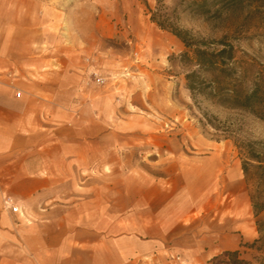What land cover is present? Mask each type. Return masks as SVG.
Returning a JSON list of instances; mask_svg holds the SVG:
<instances>
[{
	"label": "crops",
	"instance_id": "obj_1",
	"mask_svg": "<svg viewBox=\"0 0 264 264\" xmlns=\"http://www.w3.org/2000/svg\"><path fill=\"white\" fill-rule=\"evenodd\" d=\"M182 49L134 0H0V264H209L256 239L264 210L256 215L227 140H201L190 153L155 146L174 153L155 157L164 173L127 176L106 206L97 187L74 193L79 170L118 154L103 140L118 136L128 100L116 91L122 82L98 84L94 74L160 68Z\"/></svg>",
	"mask_w": 264,
	"mask_h": 264
},
{
	"label": "rangeland",
	"instance_id": "obj_2",
	"mask_svg": "<svg viewBox=\"0 0 264 264\" xmlns=\"http://www.w3.org/2000/svg\"><path fill=\"white\" fill-rule=\"evenodd\" d=\"M193 1L134 0V6L142 17L156 25L151 20L153 13L161 20L169 19L176 26L187 29L195 38L231 42L235 52L234 59L227 62L229 75L201 71L205 83L202 90L193 95L186 75L198 71L199 67L193 60V53H190L191 60L182 58L186 50L183 43L177 55L163 56L160 68L131 71L122 66L121 70L104 76L112 84L122 82L124 89L116 91L128 99L120 105L118 136L103 140L104 148L117 145L119 151L113 153L112 159L110 153H104L102 168L79 170L76 182L80 185H75L74 193L94 195V191L85 189L97 187L106 206L111 201L112 189L118 188L121 192L127 176L146 175L154 180L164 173L167 165L153 163L155 157L167 162L174 158V153H161L154 149L155 146H183L190 153V147L205 139L227 140L241 162L248 163L246 178L252 204L262 190L258 167L264 165V0L259 3L260 7L241 11L221 10L219 5L210 3L203 9L207 10L205 12L198 10ZM218 9L221 11L217 13ZM128 17L129 13L120 9L119 26L132 37ZM131 46L129 42L118 45L130 48L132 63L143 64L142 53L137 56ZM222 47L211 44L212 49ZM139 98L143 100H137ZM112 177L118 178V185ZM79 178H93L92 182L96 178L97 185L84 184ZM257 225L258 236L245 244L242 253L227 255L224 252L209 264H264V212L257 219Z\"/></svg>",
	"mask_w": 264,
	"mask_h": 264
},
{
	"label": "trees",
	"instance_id": "obj_3",
	"mask_svg": "<svg viewBox=\"0 0 264 264\" xmlns=\"http://www.w3.org/2000/svg\"><path fill=\"white\" fill-rule=\"evenodd\" d=\"M262 0H194L193 4L196 5L198 10L202 11L207 9L208 5L214 4V6L219 5L221 10L229 9L235 11L244 10L247 7L257 6L260 7L259 3ZM220 9L216 10L221 11ZM204 12L207 10H203ZM151 20L156 22L157 25L163 30H168L176 35L185 45L186 50L182 55L184 60H191L190 53H193V60L198 65L199 70H194L189 72L186 75L187 86L191 90L192 94L195 95L197 91L202 90V86L205 83V80L202 78L201 71H213L220 72L221 74H228V64L227 62L234 59V45L225 40L220 39L218 41H207L204 39L195 38L187 29L180 28L176 26L173 22H170L169 19L161 20L158 14L153 13ZM217 43L222 45V48L212 49L211 44ZM195 97V96H194ZM244 172L248 173V163H242ZM261 171L260 173V184L262 185V190L256 196V199L253 200V207L256 215L264 210V198L261 197L264 195V165L258 167ZM227 255H239L240 251H226ZM215 256L214 258H216Z\"/></svg>",
	"mask_w": 264,
	"mask_h": 264
},
{
	"label": "built area",
	"instance_id": "obj_4",
	"mask_svg": "<svg viewBox=\"0 0 264 264\" xmlns=\"http://www.w3.org/2000/svg\"><path fill=\"white\" fill-rule=\"evenodd\" d=\"M94 75L96 77V82L98 84H104L107 81V78H105L104 76H100V75H97V74H94ZM8 203L10 204L12 211L18 212V213L21 212L19 206L14 204V203H12L11 200H8Z\"/></svg>",
	"mask_w": 264,
	"mask_h": 264
}]
</instances>
